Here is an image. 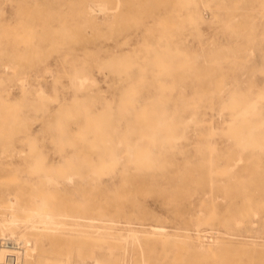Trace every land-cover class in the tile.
<instances>
[{
  "label": "rangeland",
  "instance_id": "rangeland-1",
  "mask_svg": "<svg viewBox=\"0 0 264 264\" xmlns=\"http://www.w3.org/2000/svg\"><path fill=\"white\" fill-rule=\"evenodd\" d=\"M1 212L37 264H264V0H0Z\"/></svg>",
  "mask_w": 264,
  "mask_h": 264
},
{
  "label": "bare ground",
  "instance_id": "bare-ground-1",
  "mask_svg": "<svg viewBox=\"0 0 264 264\" xmlns=\"http://www.w3.org/2000/svg\"><path fill=\"white\" fill-rule=\"evenodd\" d=\"M28 54H29V51L27 50L25 52V55L27 56ZM3 68H4V72H8L9 70L13 69L11 64H5ZM15 73H16V71H15ZM167 86H170V85H166V87ZM215 91H217V90H215ZM168 101H171V100H168ZM231 138H232V136H231ZM73 159H76V157L73 158ZM77 160H79V158ZM72 162L74 163L73 160H72ZM85 168H87V167H85ZM54 170H55V168H54ZM55 172H56V170H55ZM78 174L80 175V173H78ZM82 174H83V172H82ZM70 175H68V176H70ZM81 175H80V177H81ZM95 175H96V173H95ZM76 176L78 177V175H76ZM229 178H231V177H229ZM212 183H213V181H211V185H212ZM63 185H66V184H63ZM211 188H213V187H211ZM36 207H38V206L36 205ZM24 210L27 211V208L24 207ZM30 210L32 211L33 209L30 208ZM45 210H46V208H45ZM255 218H256V216H255ZM91 221H94V220H91ZM237 223H239V222H237ZM54 225L56 226V223H54L51 220H46L45 218H41L40 220H38V221H36L34 223L33 222L29 223V220L21 218L18 215L13 214V215L7 216L6 213H4V212L2 213L1 212V214H0V238H2L3 241H7L8 245L7 246L6 245H2V242H1L2 239H0V264H37L39 260H38V258L36 259L34 253L36 251L35 246L38 244V241H37L38 236H36L34 231L36 229H40V228H43V231H49V230H51L53 228ZM58 225H60V224H58ZM131 238H133V237H131ZM11 240H13L14 242H12ZM92 258H93L92 256H90V255H88L86 253H83V252H80V254L78 255V259H80V261H83L84 264H89V262L87 260H90ZM92 260H93V263H95V264H103V262L101 260H98V259H92ZM83 263L79 262L78 264H83ZM50 264H65V261L60 258V259H58L57 263H50Z\"/></svg>",
  "mask_w": 264,
  "mask_h": 264
},
{
  "label": "built area",
  "instance_id": "built-area-1",
  "mask_svg": "<svg viewBox=\"0 0 264 264\" xmlns=\"http://www.w3.org/2000/svg\"><path fill=\"white\" fill-rule=\"evenodd\" d=\"M2 245H8V242L7 241H2Z\"/></svg>",
  "mask_w": 264,
  "mask_h": 264
}]
</instances>
